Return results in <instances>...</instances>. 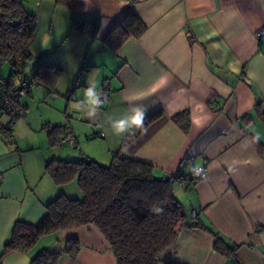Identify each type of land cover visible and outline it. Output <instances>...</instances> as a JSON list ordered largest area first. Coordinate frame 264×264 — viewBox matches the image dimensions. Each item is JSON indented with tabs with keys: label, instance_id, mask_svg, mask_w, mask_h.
<instances>
[{
	"label": "crops",
	"instance_id": "1",
	"mask_svg": "<svg viewBox=\"0 0 264 264\" xmlns=\"http://www.w3.org/2000/svg\"><path fill=\"white\" fill-rule=\"evenodd\" d=\"M21 1L37 29L19 65L29 66L27 75L18 68L11 80L33 81L41 64L54 69L20 99L24 117L11 137L0 135V264H30L42 250L63 252L70 239L79 241V253L59 264H116L94 225L43 236L27 253L3 250L16 222L37 224L60 193L81 197L76 180L70 187L73 181L57 186L45 179L49 161L107 166L117 154L151 165L160 179L179 177L173 193L188 224L199 220L238 246L226 257L214 250L211 233L184 228L161 264H264V115L256 110L259 102L264 110V40L257 37L264 0ZM129 8L146 30L113 50L107 40ZM89 21L98 22L92 38L76 29ZM89 82L109 94L94 116L86 103L72 106ZM138 108L146 118L160 117L122 147L134 129L120 135L112 124ZM63 126L74 148L50 145L47 129ZM35 150L42 156L31 157ZM202 167L204 179L181 184Z\"/></svg>",
	"mask_w": 264,
	"mask_h": 264
},
{
	"label": "trees",
	"instance_id": "2",
	"mask_svg": "<svg viewBox=\"0 0 264 264\" xmlns=\"http://www.w3.org/2000/svg\"><path fill=\"white\" fill-rule=\"evenodd\" d=\"M97 21L79 23L76 29L94 37ZM37 29L36 16L28 14L21 0H0V60L15 61L25 56ZM146 30L145 23L129 8L123 16L117 34L109 42L117 49L129 37L139 38ZM22 57V59H23ZM9 78L16 75L18 66L10 65ZM45 69H54L41 64L34 82L43 80ZM256 110L264 115L259 102ZM160 117L154 114L145 118L140 129H134L122 142L126 146L150 123ZM180 124L179 120H175ZM0 127V135L12 134ZM63 127H49L48 138L56 146L64 133ZM186 131L187 126H182ZM154 168L128 156L115 155L110 164L101 165L94 160L79 162L51 160L45 165V173L57 186L76 179L81 197L71 198L60 193L45 205V215L37 224L16 222L11 238L4 246L3 254L18 251L27 253L46 235L94 225L113 253L116 264H161L162 254L176 241L180 231L200 229L215 237L214 250L226 257H234L238 249L206 227L199 220L188 224L185 212L173 193V184L179 177L160 179ZM76 239L66 241L63 252L51 253L42 250L30 264H59L62 256L75 259L80 250ZM174 264V263H164Z\"/></svg>",
	"mask_w": 264,
	"mask_h": 264
},
{
	"label": "built area",
	"instance_id": "3",
	"mask_svg": "<svg viewBox=\"0 0 264 264\" xmlns=\"http://www.w3.org/2000/svg\"><path fill=\"white\" fill-rule=\"evenodd\" d=\"M257 37L259 40H264V28L257 31ZM23 55H20L15 61H10L7 64L19 66L22 63ZM35 85L34 81H29L28 79L22 78L18 83L13 82L8 78H4L0 75V127L3 130H9L13 123L22 119L24 117V109L20 104V99L25 97L31 88ZM105 103L109 101V94L106 88H102ZM102 135V134H101ZM75 137L72 131L68 128H64V133L60 137V143L68 146L70 148L75 147ZM206 176L205 168H198L195 174V178L186 177L181 180V184L187 186L198 180L204 179ZM1 178V172H0ZM195 217V214L192 215Z\"/></svg>",
	"mask_w": 264,
	"mask_h": 264
},
{
	"label": "clouds",
	"instance_id": "4",
	"mask_svg": "<svg viewBox=\"0 0 264 264\" xmlns=\"http://www.w3.org/2000/svg\"><path fill=\"white\" fill-rule=\"evenodd\" d=\"M86 103L90 109L89 115L94 116L96 112L101 109L105 103V97L102 89H99L96 83L89 82L83 90V99L76 100L73 103V108L77 109L80 104ZM146 118V109L138 108L134 115L128 119H118L112 124L115 133L123 135L133 129H140L144 125Z\"/></svg>",
	"mask_w": 264,
	"mask_h": 264
},
{
	"label": "rangeland",
	"instance_id": "5",
	"mask_svg": "<svg viewBox=\"0 0 264 264\" xmlns=\"http://www.w3.org/2000/svg\"><path fill=\"white\" fill-rule=\"evenodd\" d=\"M28 63H30V61H28ZM29 65V64H28ZM28 67L29 66H26V65H24V66H18L15 70L17 71L18 70V68L20 69V71L22 72V74L24 73H27V72H25L27 69H28ZM10 72H11V67H10V65L9 64H7V63H4V64H2V66L0 67V75L2 76V77H4V78H7L8 76H9V74H10ZM25 75H27V74H25ZM47 97V101L48 100H50V96L49 95H47L46 96ZM49 98V99H48ZM24 102V100H22V103ZM43 108L44 107H42L41 109L43 110ZM45 109V108H44ZM34 111H35V109H34ZM37 111V110H36ZM62 150H63V152H65V151H68V152H70V153H76L77 152V149H75V150H73V149H70V148H67V147H63L62 148ZM30 153V156L32 157V156H42V153H40L38 150H35L34 152L33 151H31V152H29ZM77 154V153H76ZM45 179H47V180H52V178H50V177H47V176H45ZM76 180V179H75ZM75 184H76V182L75 181H73L71 184H70V187L71 186H75ZM178 184V183H177ZM72 197V196H71Z\"/></svg>",
	"mask_w": 264,
	"mask_h": 264
}]
</instances>
